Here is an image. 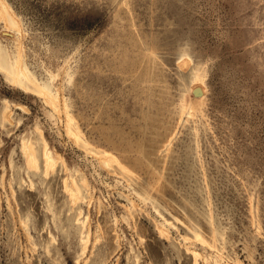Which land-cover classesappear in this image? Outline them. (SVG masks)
Masks as SVG:
<instances>
[{"label": "rangeland", "instance_id": "1", "mask_svg": "<svg viewBox=\"0 0 264 264\" xmlns=\"http://www.w3.org/2000/svg\"><path fill=\"white\" fill-rule=\"evenodd\" d=\"M1 6L12 37L0 19L10 60L0 69V264H195L192 251L198 264H264V0ZM19 52L30 83L59 93L73 131L127 171L77 144L46 97L12 83ZM191 80L204 85L199 102ZM41 138L67 172L28 169L22 144L39 152ZM72 176L87 182L76 206Z\"/></svg>", "mask_w": 264, "mask_h": 264}, {"label": "bare ground", "instance_id": "2", "mask_svg": "<svg viewBox=\"0 0 264 264\" xmlns=\"http://www.w3.org/2000/svg\"><path fill=\"white\" fill-rule=\"evenodd\" d=\"M1 4H2V0H0V19L3 20V22L5 24V30H6L5 33L4 32L3 33L5 34V36L8 35V36L12 37V34L10 32L9 23L7 21L6 14H5ZM18 29L20 30L19 25H18ZM6 60H9V57L7 55L0 56V69H4V63ZM188 64L189 63H188L187 59L183 60V62H182L183 66L186 67V66H188ZM8 77L11 79L13 84L18 85L19 87H21L27 91H33L39 95H43L44 97H46L48 104L57 113L60 114L61 112L64 111V113L66 115L65 118H66V124H67V128H66L67 134L70 137L74 138L75 141L77 142V144L81 141V145L87 151H89L91 154L99 157L102 162H104L106 164L116 163V164H118L120 170L127 171L126 168L112 154H110L104 150H97V149L91 147L87 142H85L81 138L77 127H76L77 133H75L73 131L74 130V129H72L73 119L67 113L64 105H62L58 92L54 93L53 91H51V89L49 87L44 88L41 85L33 86V84L30 83L31 81L29 80V78L27 77V74L25 72L21 52H19L17 54V56L15 57L13 67H11V70L9 72ZM29 84L32 85L35 89L32 90L31 89L32 87H30ZM190 91L194 95V98H192L191 102H199L205 96L204 85L202 82H199L198 80L197 81L191 80ZM8 115L9 114L5 112L4 119L8 120ZM41 137H42V134H41ZM22 150H23V154H24L28 169L38 171V170H41V168H42L45 176H48V175H50L51 172L55 171V168H56L58 163H62L66 172L68 171V168L66 167V164H65L63 158L59 154L53 153L50 150L47 142L43 138H41V149L39 152L36 150L34 145L32 143H30V141H24L23 142ZM85 178L83 176H81V178H80L81 183H79L77 178H75L73 176L71 177V183L68 182V179L65 181V190L67 192H69L70 197H71V202L74 206H76L78 201L83 199L81 185L83 187L87 186V182H86ZM82 215H83L82 211L79 210L77 222L79 223V225L82 226L81 246H82V254H84L86 249L88 248V244L90 242V232H89V228H88V220L89 219L87 217L83 219ZM23 223H25V222H23ZM24 225H26V223ZM159 232L162 236L169 238L168 230L165 227L160 228ZM196 236L198 238V234ZM198 240L205 242L203 238L202 239L198 238ZM198 240H197V242H198ZM192 254L195 258V264H196L197 260L199 259V257H201V255L196 251H192Z\"/></svg>", "mask_w": 264, "mask_h": 264}]
</instances>
